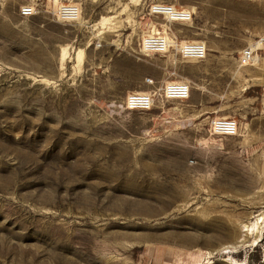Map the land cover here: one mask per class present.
<instances>
[{"label":"rangeland","instance_id":"rangeland-1","mask_svg":"<svg viewBox=\"0 0 264 264\" xmlns=\"http://www.w3.org/2000/svg\"><path fill=\"white\" fill-rule=\"evenodd\" d=\"M36 1L0 0V264H264V0H71L74 22ZM156 34L172 45L145 50Z\"/></svg>","mask_w":264,"mask_h":264},{"label":"built area","instance_id":"built-area-1","mask_svg":"<svg viewBox=\"0 0 264 264\" xmlns=\"http://www.w3.org/2000/svg\"><path fill=\"white\" fill-rule=\"evenodd\" d=\"M154 7V8H153ZM151 8L155 16L164 17L170 21L189 22L192 20V12L189 9L177 8L173 4L158 3ZM22 16L28 17L38 12L36 0H27L19 7ZM57 19L67 22H74L80 18V7L71 0H62L55 9ZM143 47L149 51H164L168 47V42L162 36L148 35L143 40ZM181 54L191 59H202L206 55V47L202 41H187L184 47L179 45ZM257 53L255 49L246 48L242 51L239 61L242 64H249L255 60ZM162 92L165 97L170 99L184 100L190 96V85L185 81H174L164 85ZM154 102L151 92H133L125 99V106L128 109L146 110L152 107ZM210 127L218 134L224 136L235 135L238 133V123L234 118L217 117L212 119Z\"/></svg>","mask_w":264,"mask_h":264},{"label":"bare ground","instance_id":"bare-ground-1","mask_svg":"<svg viewBox=\"0 0 264 264\" xmlns=\"http://www.w3.org/2000/svg\"><path fill=\"white\" fill-rule=\"evenodd\" d=\"M152 7H153V6H152ZM153 8H154V7H153ZM165 38H166L165 40H167V38H168V37H165ZM167 41H169V42H168V43H169V44H168V47H169V46H171V45H172V43H171V41L169 40V38H168V40H167ZM185 45H186V42H185V43H182V44H180V46H181V47H184ZM166 50H167V49H166ZM62 58H63V57H62ZM63 60H64V59H63ZM168 84H169V82H168ZM245 229H246V228H245ZM229 262H230V264H236L235 262L233 263V261H229Z\"/></svg>","mask_w":264,"mask_h":264},{"label":"crops","instance_id":"crops-1","mask_svg":"<svg viewBox=\"0 0 264 264\" xmlns=\"http://www.w3.org/2000/svg\"><path fill=\"white\" fill-rule=\"evenodd\" d=\"M258 43H259V42H257L256 44H258ZM205 47H206V45H205ZM254 47H255V46H253V48H254ZM253 48H252V49H253ZM206 53H207V48H206Z\"/></svg>","mask_w":264,"mask_h":264}]
</instances>
